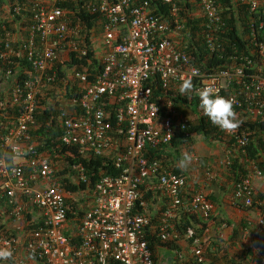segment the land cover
Here are the masks:
<instances>
[{
    "label": "built area",
    "instance_id": "obj_1",
    "mask_svg": "<svg viewBox=\"0 0 264 264\" xmlns=\"http://www.w3.org/2000/svg\"><path fill=\"white\" fill-rule=\"evenodd\" d=\"M64 1L10 0V27L0 12V61L4 65L0 69V119L11 117L8 107L18 110L11 126L1 124L5 130L0 133V249L12 252L3 261L159 264L150 247V232L161 246L170 245L174 251L171 264H222L219 255L223 252L214 251L207 236L215 210L205 192L214 178L211 167L206 168L202 189L186 197L188 179L149 156V150L170 146L175 135L171 116L161 118V109L177 115L173 101L163 94L155 97L154 91L160 87L168 93L189 80L196 97L207 88L213 96L233 101L238 122L257 121L264 117V77L247 76L240 67L210 75L198 68L174 40L186 21L179 5L182 0H164L169 21L156 15L148 1L93 0L88 11L102 17L97 28L99 55L93 46L97 29L90 32L88 44L85 27L79 21L73 23L60 6ZM241 1L252 12L264 14V0ZM198 4L194 16L205 19V45L213 53L221 48L217 40L226 24L217 0H198ZM254 46L264 59V42ZM90 49L101 64L97 73L82 62L89 61ZM72 58L81 62L69 66ZM58 64L65 75L64 85L72 83L81 89L58 116L60 145L77 148L85 159L109 158L119 171L75 192L63 187L59 162L39 153L30 133L36 128L38 98L57 85ZM178 125L183 130L187 127L184 120ZM218 128L226 143L245 153L251 138L240 123L230 131ZM225 150V158L215 164L217 170L231 165V150ZM246 166L247 176L234 184L231 205L255 209L258 215L253 230L242 228L249 238L242 239L249 255L238 258L240 264H264V250L253 241L264 231V203L256 198L254 186L256 180H264V173L253 161ZM69 168L78 182L88 184L82 165ZM154 196L167 202L158 226L153 225L150 212ZM74 206L83 214L70 219ZM181 214L203 219V234L193 227L180 232L175 222ZM216 224L220 235L230 226L225 221ZM182 242L185 248L180 247Z\"/></svg>",
    "mask_w": 264,
    "mask_h": 264
},
{
    "label": "trees",
    "instance_id": "obj_2",
    "mask_svg": "<svg viewBox=\"0 0 264 264\" xmlns=\"http://www.w3.org/2000/svg\"><path fill=\"white\" fill-rule=\"evenodd\" d=\"M143 1L150 3L156 15L169 21L168 6L164 3V0H134L135 3ZM217 1L226 24L217 40L221 44L220 50L211 53L205 45V19L194 16L199 10L198 0H182V4H179L181 15L186 21L184 29L174 37V40L178 41V46L190 56L193 63L206 75L221 71L233 72L240 67L244 69L247 76L264 77V59L256 53L254 46L255 42H264V14L262 12H252L249 5L243 3L241 0ZM92 2L93 0H65L60 4L73 23L79 21L85 27L88 44L90 43L89 39L92 34L90 32L95 31L100 21H102L99 13L88 11L87 5ZM9 4L10 0H0V8L3 5L8 7ZM187 13H189V16ZM9 25H11L10 21ZM23 34L26 35L25 32ZM88 58V62H82L89 67L91 73H97L101 69V64L95 58L93 49H90ZM249 61L251 63H248ZM78 62L81 61L72 58L69 66L78 64ZM0 69H4L1 61ZM60 69L61 64H58L56 67L58 73L57 85L54 88L46 90L44 95L38 98V108L35 113L36 128H33L30 133L39 153L48 155L52 161H65L69 167L76 164L84 167L88 184L80 182L73 184L69 179L62 180V185L66 190L75 192L91 187L104 176H117L119 175V171L114 167L109 158L92 157L85 159L79 155L77 148L60 145L58 139L61 134V128L58 123V116L72 95L74 96L81 91V89H77L75 84L68 83L64 85L63 79H65V75ZM162 94L173 101L177 112L176 116L170 115L168 109L165 107L160 112L161 118L171 116L175 126V135L170 146L156 151L149 150V156L162 160L166 165V161L170 159L171 153H178L182 147H186L188 151H191V147L195 143V136H201L206 142H222L224 140L223 132L204 115L203 110L199 106V98L193 94L192 89L182 93L179 87H174L168 93H165L160 87H157L154 91V96L158 97ZM6 110L11 117L7 120L0 119V133L5 130V126L13 124V120L18 112L17 109L9 107ZM180 120L186 121L187 127L185 130L181 129L180 125H178ZM4 123L5 126L1 125ZM112 123L115 126V121ZM239 123L240 129L250 134L251 142L245 153L237 149L233 143H227L226 149L231 150L232 154L230 159L231 165L227 168V171L230 180L234 184L247 176L246 162H255L264 173V117L257 121H240ZM166 149H170L172 152L164 156L163 152ZM170 169L175 174L187 178L176 166L170 167ZM69 170L70 174L76 175L71 168L60 171L59 174L62 176ZM259 199L264 203L262 195H259ZM82 214L83 211H77L74 206L69 214V218H80ZM160 216L159 214L156 216V219H152L153 225H159ZM188 216L190 217L187 218ZM175 223L180 232L184 231L187 227H193L201 235L206 229V223L203 219L191 214H186L183 220H178ZM148 238L153 251L161 246L159 241L156 240L155 235H151L150 232H148ZM253 241L264 250V231L253 238ZM162 247L167 248L170 245ZM248 255L249 253L244 249L239 258H245Z\"/></svg>",
    "mask_w": 264,
    "mask_h": 264
},
{
    "label": "crops",
    "instance_id": "obj_3",
    "mask_svg": "<svg viewBox=\"0 0 264 264\" xmlns=\"http://www.w3.org/2000/svg\"><path fill=\"white\" fill-rule=\"evenodd\" d=\"M1 8L3 10L8 9L5 5L1 6ZM98 31L99 29H97V32ZM194 139L195 143L191 147V151H188L186 147H182L178 153H171L172 151H170V149H166L163 152L164 156L171 153L170 159L166 161V165L171 168L176 166L187 176L189 184L185 192L186 197L202 189V184L205 181L203 175L204 170L206 171L207 167L216 164V162L220 160L219 158H225L222 152L225 151L226 153L225 149L227 146L225 140L222 142H206L201 136H195ZM220 170H222V172H219L216 176L214 174L213 180L205 189L206 194L215 205L207 236L210 238L213 247H215L214 251H217L216 249H221V253L227 252L231 264H240L238 257L242 249L246 247L244 240L240 241L241 238L246 235L245 232H241L242 228L247 226L250 232V230L254 228L258 213L257 211L248 209H237L231 205L234 183L230 180L229 173L225 172V168ZM254 186L258 194V190L264 193V180H256ZM166 207L167 202L163 197L154 196L150 206L152 217L156 219V216L159 214L161 215ZM185 216L186 214H182L179 220H183ZM189 217L190 216L187 218ZM220 221H225L230 225L228 229L222 232V235L217 233L218 225L216 222L220 223ZM238 229L240 230L239 232ZM235 233L237 234L235 235ZM180 247L185 248V244L182 242ZM153 253L159 264H171L175 256L173 250L162 246L157 247ZM3 263L6 264V261L0 262V264Z\"/></svg>",
    "mask_w": 264,
    "mask_h": 264
},
{
    "label": "clouds",
    "instance_id": "obj_4",
    "mask_svg": "<svg viewBox=\"0 0 264 264\" xmlns=\"http://www.w3.org/2000/svg\"><path fill=\"white\" fill-rule=\"evenodd\" d=\"M0 12L4 17L6 25L10 27L9 10H3L2 8H0ZM191 87V81L186 80L181 84L180 91L184 93L190 90ZM199 101L200 108L203 110L204 115L208 117L209 121L212 124L220 127L222 130L225 131L233 130L238 126L239 122L236 119V113L234 111L233 101L231 99L220 95L213 96L210 91L205 88L200 90L199 92ZM239 231L240 230L238 229V232ZM11 256L12 252L10 250L0 249V261L6 260Z\"/></svg>",
    "mask_w": 264,
    "mask_h": 264
},
{
    "label": "rangeland",
    "instance_id": "obj_5",
    "mask_svg": "<svg viewBox=\"0 0 264 264\" xmlns=\"http://www.w3.org/2000/svg\"><path fill=\"white\" fill-rule=\"evenodd\" d=\"M101 33H100V31H98L97 33H95V35L93 36V46H94V48L96 49V51H97V53H98V55L100 54V45H99V40L98 39H100L101 38ZM1 74V73H0ZM222 154H223V156H225L226 155V153H225V151L224 152H222ZM224 157H222V158H219V159H223ZM211 167V169H212V171H213V173L215 174V176L217 175V174H219V172H222V170H217L216 169V166H215V164H213L212 166H210ZM58 168H59V172L60 171H64V170H68L69 169V167H68V164L65 162V161H59V163H58ZM217 170V171H216ZM225 172H228L227 170H225ZM71 172H70V170L66 173V174H64V175H62V177H64L65 179H69L73 184H76V183H78V179H77V176L75 175V174H70ZM203 175H205V170H204V172H203ZM259 191V194L258 193H256V198L257 197H259V195H261V194H263L262 192H261V190H258ZM255 210V209H254ZM254 210H252V211H254ZM253 230V229H252ZM237 233H235V235H236ZM249 239L248 237H242L241 238V240L242 239ZM219 261H221L220 263H222V264H231L230 263V261H229V256L227 255V252H226V254H225V252H223L220 256H219ZM218 263V262H217ZM4 264V263H3ZM6 264H9L8 262H6Z\"/></svg>",
    "mask_w": 264,
    "mask_h": 264
}]
</instances>
